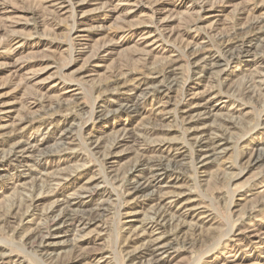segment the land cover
<instances>
[{"label":"rangeland","instance_id":"1","mask_svg":"<svg viewBox=\"0 0 264 264\" xmlns=\"http://www.w3.org/2000/svg\"><path fill=\"white\" fill-rule=\"evenodd\" d=\"M157 259L264 264V0H0V264Z\"/></svg>","mask_w":264,"mask_h":264},{"label":"bare ground","instance_id":"2","mask_svg":"<svg viewBox=\"0 0 264 264\" xmlns=\"http://www.w3.org/2000/svg\"><path fill=\"white\" fill-rule=\"evenodd\" d=\"M257 159H258V157H257ZM148 184H150V183H148ZM143 187H145V186H143ZM66 213H67V211H66ZM64 215H62V214H59L58 215V217L61 219V218H63V222H62V226H58L57 228H56V224H53L54 223V221L56 220V219H58V218H56V219H54L53 221H52V224L51 225H49L50 226V229H49V232L51 231L52 233L54 232L55 234H56V231H63V232H66L65 230H68L69 228H71L72 226H73V222L75 221V218H76V216H75V213L73 212V210H70V212L69 213H67L64 217H63ZM79 221H80V219H79ZM45 227V226H44ZM47 227H48V225H47ZM49 228V227H48ZM45 229V228H44ZM59 229V230H58ZM48 231V230H47ZM42 232V231H41ZM44 234V233H43ZM42 234V235H43ZM42 235H40V236H42ZM47 234H45L44 236H46ZM51 236V235H50ZM42 242V241H41ZM153 252V251H152ZM151 255V254H150ZM159 254H157V256H158ZM152 259V258H151ZM159 262V259H157V260H155L154 261V263L152 262V260H151V262H148L147 264H157ZM143 264V263H142Z\"/></svg>","mask_w":264,"mask_h":264}]
</instances>
